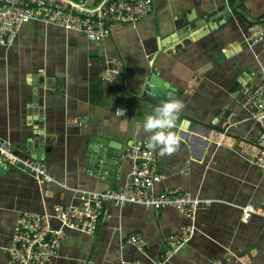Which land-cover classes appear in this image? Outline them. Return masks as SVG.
I'll return each instance as SVG.
<instances>
[{
    "label": "crops",
    "instance_id": "0c3cea01",
    "mask_svg": "<svg viewBox=\"0 0 264 264\" xmlns=\"http://www.w3.org/2000/svg\"><path fill=\"white\" fill-rule=\"evenodd\" d=\"M256 25L264 30V0H154L144 21L109 24L110 37L99 43L38 21L0 46V138L18 156L43 160L55 180L38 183L15 169L1 174L0 264H8L5 249L21 214L78 206L81 191L127 188L134 162L126 150L148 143L143 121L170 98L184 104L173 130L179 145L170 155L155 149L166 179L150 191L177 190L213 204L198 212L188 248L163 264H264V218L242 220L244 207L264 209V173L255 164L260 128L252 118L264 35L247 43ZM111 70L119 74L109 81ZM155 73L170 89L146 102ZM71 118L86 125L70 126ZM185 118L196 122L192 131ZM95 138L119 152L113 169L90 167ZM190 223L171 208L106 204L96 234L68 231L50 264H162L167 239ZM136 234L144 252L127 243Z\"/></svg>",
    "mask_w": 264,
    "mask_h": 264
},
{
    "label": "built area",
    "instance_id": "2783aa9c",
    "mask_svg": "<svg viewBox=\"0 0 264 264\" xmlns=\"http://www.w3.org/2000/svg\"><path fill=\"white\" fill-rule=\"evenodd\" d=\"M153 11L154 0H104L94 9H87L85 0H0V46L10 47L23 25L38 21L83 34L91 42L99 43L110 37L109 24L137 26ZM250 34L247 43L254 46L262 39L264 30L256 25ZM118 74L116 70L107 71L105 78L112 81ZM259 77L261 83L252 98V118L260 128L255 164L264 173V64L260 66ZM68 123L74 127L86 125L85 120L77 118L69 119ZM125 156L134 162V167L131 183L123 191H81L78 206H57L53 214H21L11 243L5 249L8 264H50L58 257L68 231L96 234L106 204L118 208L139 205L155 211L168 208L178 211L191 223L167 239L162 264L187 249L196 233L194 222L198 212L210 208L213 201L177 190L152 193L150 190L166 176L159 171L156 152L147 142L131 146ZM11 169L31 176L38 183L55 182L43 160L18 156L12 145L0 138V176ZM242 214L243 222L249 223L255 215L264 218V209L248 205L242 209ZM127 243L140 252L146 247L139 234L130 236ZM123 264L143 263L135 260Z\"/></svg>",
    "mask_w": 264,
    "mask_h": 264
},
{
    "label": "clouds",
    "instance_id": "9594fccd",
    "mask_svg": "<svg viewBox=\"0 0 264 264\" xmlns=\"http://www.w3.org/2000/svg\"><path fill=\"white\" fill-rule=\"evenodd\" d=\"M183 109L182 101L170 98L156 107L153 114L145 117L143 130L149 134L150 149L159 148L161 155H170L177 149L179 137L173 130L177 127V120Z\"/></svg>",
    "mask_w": 264,
    "mask_h": 264
},
{
    "label": "water",
    "instance_id": "95a60500",
    "mask_svg": "<svg viewBox=\"0 0 264 264\" xmlns=\"http://www.w3.org/2000/svg\"><path fill=\"white\" fill-rule=\"evenodd\" d=\"M247 19L252 21L250 18ZM218 26L219 24L217 27ZM148 85L149 94H147L146 98L144 99L146 102H159L160 98L163 96V92L166 89H170L168 86H166V83L156 75V73L150 75L148 79ZM123 107L124 106L120 104V115L122 116L124 115ZM185 119L190 123L188 130L192 131V129H194L196 126V122L189 120L188 118ZM88 154L90 167L97 170L103 169L104 172L110 167L113 169L116 160L119 158V152L116 149H112L109 143L103 138H95L94 140L92 139Z\"/></svg>",
    "mask_w": 264,
    "mask_h": 264
}]
</instances>
